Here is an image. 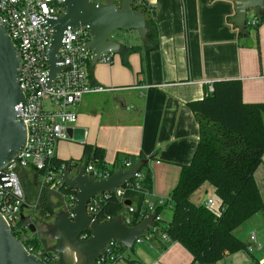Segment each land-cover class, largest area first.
I'll return each mask as SVG.
<instances>
[{"label": "crops", "instance_id": "crops-1", "mask_svg": "<svg viewBox=\"0 0 264 264\" xmlns=\"http://www.w3.org/2000/svg\"><path fill=\"white\" fill-rule=\"evenodd\" d=\"M143 1L155 8L159 33V47L149 53L150 72L142 71L144 46L149 43L144 44L136 31L114 33L113 39L122 44L121 51L111 56L112 63L101 61L89 67L91 83L110 90L84 97L76 108L78 121L71 127L73 135L58 145L57 159L85 162L86 144L104 149L105 162L111 167L117 166V161L123 164L127 157L134 160L143 156L149 160L146 167L153 179L154 194L168 199L179 182L182 166L192 162L199 144L200 127L189 103L201 100L212 83L233 79L242 81L246 103H264V23L258 32L247 30L249 33L242 36L231 22L235 16L233 2ZM255 179L264 202V162ZM200 190L218 209L219 199L209 184L202 186L191 202L199 197ZM53 195L61 201L50 193L51 202ZM199 200H203L202 195ZM253 231L242 240L263 251L259 239H263L264 231ZM166 243L167 249L160 240L137 243L148 247L133 249V258L119 264H200L194 263L182 244ZM251 253L226 254L216 264L264 261L262 253Z\"/></svg>", "mask_w": 264, "mask_h": 264}, {"label": "built area", "instance_id": "built-area-1", "mask_svg": "<svg viewBox=\"0 0 264 264\" xmlns=\"http://www.w3.org/2000/svg\"><path fill=\"white\" fill-rule=\"evenodd\" d=\"M64 2L65 0H0L1 21L22 60L19 81L28 107V111H22L21 104L15 108L17 111L16 121L23 120L26 124L27 144L21 153L0 170V172L3 171L9 175L10 181L13 180L10 190L0 187V212L14 237L22 242L31 254L47 264H55L58 255L46 249L44 245L37 246L33 243V239L37 235L41 238L40 230L36 225L38 218L35 213L26 214L25 211L36 209L40 194L43 191H48L59 196L62 205H65L73 219L77 191L67 189L63 185V181L57 177L68 169H72L74 173L78 171L79 167L85 166L86 174L93 180L100 181L110 177L115 167H111L105 161L103 165H99L98 161L80 165L79 162L72 159L68 160L71 161L70 165L64 164L61 168L52 163V160L57 157L58 145L70 139L69 130L78 121L76 108L84 97L88 94L110 90L108 87L93 85L90 81L89 67L94 54L86 48V44L92 39L88 27L66 31L63 46L57 54L59 65L64 66L65 69L57 74L52 88H48L49 66L46 61V53L52 43L53 29L47 24V19L63 16L66 13ZM113 2L120 4L121 0H113ZM252 11L254 12L252 13ZM260 22V15L255 10L248 12L247 30H255ZM102 61L112 63V58L108 56ZM211 90L213 88L210 85ZM137 162H133L131 159L126 160L122 164L124 168L120 170H127ZM143 169L133 181L117 189L114 194L105 193L92 198L87 204V213L99 220L98 215L102 206L109 198L115 196L124 202L126 201L125 193L128 191H143L146 196L145 203L149 209L148 215L154 214L156 207L165 205L169 198H158L153 190H143L140 183L145 177ZM23 171L31 172L33 177L35 173L38 175L35 185L38 197L33 205L27 204L21 177ZM134 181H136L135 184L132 183ZM213 204L214 200L212 199L205 202L208 208L216 209ZM134 212L133 206H126L125 212L121 214L128 226H134L132 225ZM22 214L25 215L23 221L21 220ZM148 215L143 216L142 220ZM112 219L108 217L100 222ZM162 221L161 215L155 216L154 225L147 235L137 243H152L159 238L162 242H169L168 236L161 230L160 223ZM32 224L36 227L35 233L30 230ZM88 238L89 234L86 232L80 237L81 240ZM252 242H256L255 236L252 237ZM121 246L119 242L111 243L107 252L97 260V264H116L122 258L118 252ZM252 250L253 246L250 245L249 252L251 253ZM258 264H264V261H260Z\"/></svg>", "mask_w": 264, "mask_h": 264}, {"label": "trees", "instance_id": "trees-1", "mask_svg": "<svg viewBox=\"0 0 264 264\" xmlns=\"http://www.w3.org/2000/svg\"><path fill=\"white\" fill-rule=\"evenodd\" d=\"M133 8L142 10L147 21L149 44L144 46L146 51L142 57V71L149 73V53L159 47L156 11L143 0H136ZM260 20L256 32L264 23V15L260 16ZM248 33L247 31L242 36ZM211 86L213 90L210 91L209 86L201 100L189 103L200 127L199 144L192 162L182 166L179 182L168 202L157 206L154 213L159 216L167 209L172 210L171 220L160 225L162 232L168 236L169 242L182 244L192 254L194 263L200 264H216L226 254L249 252L250 245L239 239L235 231L257 213H264V202L255 179L257 169L264 162V103H246L241 80L216 81ZM84 158L85 162L82 159L75 161L80 165L94 161L103 165L105 151L86 144ZM143 158L139 156L132 161L137 162ZM129 159L131 158L127 157ZM52 163L61 168L64 164L70 165L71 161H61L56 157ZM116 165L112 174L124 168L121 161H117ZM143 173L145 177L140 181L143 190H153V179L147 167L143 169ZM21 177L27 204L33 205L30 196L32 189H35L34 177L29 171H23ZM205 184L214 188L220 202L218 210L208 208L205 203L197 205L191 202V197ZM125 198L124 202L115 196L109 198L102 206L99 220L104 221L108 217L114 219L123 214L127 201H131V206L135 208L132 225H137L143 216L149 214L143 191H128ZM29 213L37 214L38 222L42 221L46 225L50 223L56 213L50 200V192L43 191L36 209ZM86 233L91 236L90 230ZM158 240L161 241L160 238ZM33 243L50 248L42 242L39 235L33 239ZM163 243V249H167V243ZM121 250L122 246L118 252L123 258L124 251Z\"/></svg>", "mask_w": 264, "mask_h": 264}, {"label": "water", "instance_id": "water-1", "mask_svg": "<svg viewBox=\"0 0 264 264\" xmlns=\"http://www.w3.org/2000/svg\"><path fill=\"white\" fill-rule=\"evenodd\" d=\"M136 0H121L116 4L113 0H65L66 13L57 18L47 19V24L53 29L52 43L46 53L49 66L48 88L59 72L65 69L59 65L57 54L63 46L66 31L89 28L92 39L86 48L94 54L91 66L94 67L105 57L118 54L122 44L113 39L116 31H136L144 44L148 43V28L142 10H135ZM234 3L235 16L231 22L241 34L247 32L248 12L255 10L261 17L264 15V0H225ZM22 60L14 46L7 29L0 18V170L9 164L27 144V127L23 120L16 121L15 108L21 104L22 111H28L24 94L20 88V71ZM73 130H69V136ZM149 160H139L127 170H118L110 177L95 181L86 174L85 166L78 171L68 169L57 178L69 190H76V205L72 219L65 205L57 211L52 223L47 224V231L55 243L48 249L58 255L55 264H97L108 246L113 242L122 245L121 252L134 249L136 243L144 238L154 225V214L148 215L140 223L128 226L122 215L111 221L100 222L87 213L88 202L105 193L114 194L117 189L133 181L136 175L146 166ZM37 173L34 174L36 185ZM13 181V180H11ZM9 175L0 172V187L11 189ZM131 206L132 202H125ZM25 215H21V220ZM32 233L36 232L34 224L30 226ZM90 230L91 236L81 240V235ZM0 264H47L39 257L31 254L24 244L17 240L8 223L0 212Z\"/></svg>", "mask_w": 264, "mask_h": 264}, {"label": "rangeland", "instance_id": "rangeland-1", "mask_svg": "<svg viewBox=\"0 0 264 264\" xmlns=\"http://www.w3.org/2000/svg\"><path fill=\"white\" fill-rule=\"evenodd\" d=\"M105 1V0H104ZM254 11H252V13H253ZM250 30H252V29H250ZM129 32H131V31H128V32H124V31H116L115 32V34L116 33H129ZM139 35V34H138ZM28 177V176H27ZM203 192H202V190H200L199 191V197L202 195L203 196V200L201 201V200H199V197L198 198H194V203L195 204H201L204 200H209L208 198V196L207 195H204V194H202ZM197 194V195H198ZM37 195H38V190L35 188H33L32 189V193H31V196H30V202L32 203V204H35V202H36V200H37ZM215 199V198H214ZM52 200H53V202H51L52 203V205H53V208L55 209V212H57V211H59L60 209H61V207H62V202L60 201H56V196L55 195H53L52 196ZM54 201H56V202H54ZM205 203V202H204ZM203 203V204H204ZM26 212V214H28L29 213V211L28 210H26L25 211ZM172 211H170L169 209H167L166 211H165V213H164V221L163 222H161L160 224L161 225H165L167 222H168V220L171 218V215H172V213H171ZM261 213V212H260ZM258 215H260V216H258V217H261V218H257V215L254 217V218H252L251 220H249L248 222H246V223H244L242 226H240L236 231H235V235L239 238V239H243V240H247L248 239V236H249V233L252 231V230H254L253 232L254 233H259V230H263L264 231V229H263V226H264V217H263V214L261 213V214H258ZM37 214H36V218H37ZM263 217V218H262ZM50 223H52V221H50ZM49 224V223H48ZM36 225L38 226V228H39V230H40V234H41V240H42V242L47 246V247H51L54 243H55V241L52 239V237L49 235V233H48V231H47V225L46 224H44V222H42V221H36ZM260 241H259V243L260 244H262L261 246H263V249H264V237H263V239H259ZM254 247H253V254L256 256L257 254L259 255V253H262L261 255L262 256H264V250L261 252L260 251V249L259 250H257V248H259V246L258 245H253ZM256 246V247H255ZM145 247L147 248L148 247V245L147 244H142V245H139V244H137V245H135V248H134V251H136L138 248H141V249H144L145 250ZM134 251H133V249L132 250H125L123 253H122V255H123V258H120V260L117 262L118 264L120 263V262H123V263H126V261L127 260H129V259H132L133 258V254H134ZM251 253V254H252Z\"/></svg>", "mask_w": 264, "mask_h": 264}]
</instances>
